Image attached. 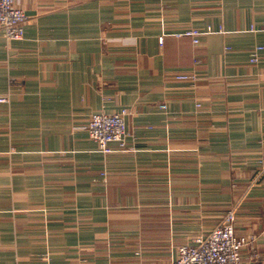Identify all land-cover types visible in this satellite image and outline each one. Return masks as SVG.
Returning a JSON list of instances; mask_svg holds the SVG:
<instances>
[{
	"label": "crops",
	"instance_id": "1",
	"mask_svg": "<svg viewBox=\"0 0 264 264\" xmlns=\"http://www.w3.org/2000/svg\"><path fill=\"white\" fill-rule=\"evenodd\" d=\"M16 5L23 39L0 29V264H167L232 207L256 237L241 264H264V0ZM190 27L216 32L196 45ZM122 109L129 151L105 154L87 123Z\"/></svg>",
	"mask_w": 264,
	"mask_h": 264
},
{
	"label": "built area",
	"instance_id": "2",
	"mask_svg": "<svg viewBox=\"0 0 264 264\" xmlns=\"http://www.w3.org/2000/svg\"><path fill=\"white\" fill-rule=\"evenodd\" d=\"M17 1L0 0V29L4 30L7 41L23 39L25 25L29 20L25 10L16 5ZM213 32L216 31L211 27H208L206 31L190 27L178 33V36L191 37L193 43L197 45L201 42L202 35ZM163 39L161 37V42ZM263 48V45L254 47L250 57L251 63L259 62ZM177 78L194 81L198 75L181 73L177 75ZM9 102L8 94L0 95V103ZM127 114V109L113 113L101 111L91 114L87 128L89 136L96 141L99 151L105 154L129 151ZM259 163L260 170L254 184L261 182L264 185V156L259 159ZM236 210V207H232L207 235L197 237L193 243L179 247L177 256L167 264H241L244 250L254 251L256 237L239 235L236 232Z\"/></svg>",
	"mask_w": 264,
	"mask_h": 264
}]
</instances>
